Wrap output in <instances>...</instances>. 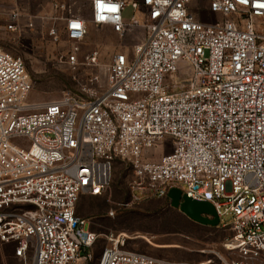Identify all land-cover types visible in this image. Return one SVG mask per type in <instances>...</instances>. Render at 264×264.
<instances>
[{
    "label": "built area",
    "instance_id": "2783aa9c",
    "mask_svg": "<svg viewBox=\"0 0 264 264\" xmlns=\"http://www.w3.org/2000/svg\"><path fill=\"white\" fill-rule=\"evenodd\" d=\"M49 1L48 36L68 45L60 58L72 68L88 23L146 35L113 55L103 88L93 51L85 99L64 93L38 111L23 61L0 48V243L20 264H88L98 236L76 205L107 190L120 160L136 199L177 189L212 206L235 258L197 264H264V0H86L89 20L71 7L85 0ZM5 28H21L18 11ZM157 147L170 152L151 160ZM129 240L107 236L97 264H193L129 250Z\"/></svg>",
    "mask_w": 264,
    "mask_h": 264
},
{
    "label": "rangeland",
    "instance_id": "374dc122",
    "mask_svg": "<svg viewBox=\"0 0 264 264\" xmlns=\"http://www.w3.org/2000/svg\"><path fill=\"white\" fill-rule=\"evenodd\" d=\"M71 7L76 15L89 20L86 0L78 1ZM14 10L19 13L21 28L9 31L5 24ZM49 10L52 13L49 0H0V48L23 61L32 83L28 102L37 105L32 111H38L42 105L64 93L85 99L87 93L83 89L87 88L90 79L85 60L93 51L98 53L94 90H100L105 85L107 68L113 55L130 53L133 46L146 35L142 27L132 28L124 36H119L110 27L88 23L87 34L79 44L78 65L72 68L60 58L68 45L60 41L55 43L48 36V28L53 25L49 20L51 13L46 14ZM191 10H202L198 1L192 4ZM125 15L130 19V8ZM201 16L208 19L204 14ZM136 17L141 19L138 12ZM29 21L32 27L26 26ZM58 34L63 39L60 30ZM167 152H170V148L165 152L161 147L153 148L150 159L157 160ZM132 182L131 167L116 160L107 190L98 198H79L77 213L88 220L86 229L98 236L90 250L88 264H97L103 248L108 246L107 236L118 234L131 238L126 244L127 249L159 259L197 264L209 259L214 261L216 256L235 258L232 252L224 248L225 241L230 237L227 227H222L220 223L211 226L190 220L178 207L171 205L168 197L143 199L137 196L136 199ZM88 201L93 203L89 206ZM111 211L113 217L109 216ZM204 216L212 219L211 216ZM0 264H20L14 257L12 245L0 243Z\"/></svg>",
    "mask_w": 264,
    "mask_h": 264
},
{
    "label": "water",
    "instance_id": "95a60500",
    "mask_svg": "<svg viewBox=\"0 0 264 264\" xmlns=\"http://www.w3.org/2000/svg\"><path fill=\"white\" fill-rule=\"evenodd\" d=\"M167 197L171 200V205L173 207H178L190 220L211 226H217L219 224L214 209L209 203L192 201L184 195H181V192L177 189H171ZM204 214L211 216L212 219L206 218Z\"/></svg>",
    "mask_w": 264,
    "mask_h": 264
},
{
    "label": "trees",
    "instance_id": "16d2710c",
    "mask_svg": "<svg viewBox=\"0 0 264 264\" xmlns=\"http://www.w3.org/2000/svg\"><path fill=\"white\" fill-rule=\"evenodd\" d=\"M116 162V161H115ZM101 196V195H100ZM100 196H90V195H81L79 198L81 197H88V198H98ZM89 204V206L91 205V203H93L92 201H88L87 202ZM76 214L79 216V214L77 213V205H76V209H75ZM89 215V213H87ZM91 216V215H90ZM81 217V216H80ZM192 222V221H191ZM194 223V222H193ZM101 254V253H100ZM100 257V256H99ZM98 263V262H97Z\"/></svg>",
    "mask_w": 264,
    "mask_h": 264
},
{
    "label": "snow or ice",
    "instance_id": "6c2138e0",
    "mask_svg": "<svg viewBox=\"0 0 264 264\" xmlns=\"http://www.w3.org/2000/svg\"><path fill=\"white\" fill-rule=\"evenodd\" d=\"M101 7H103V5H100ZM109 10H111V11H115L116 9H115V6H112ZM73 27H78V25H74Z\"/></svg>",
    "mask_w": 264,
    "mask_h": 264
},
{
    "label": "crops",
    "instance_id": "0c3cea01",
    "mask_svg": "<svg viewBox=\"0 0 264 264\" xmlns=\"http://www.w3.org/2000/svg\"><path fill=\"white\" fill-rule=\"evenodd\" d=\"M48 12H49V13H48ZM88 12H89V11H88ZM50 13H51V12H50V10H49V11H46V14H48V15H49ZM20 22H21V20H20Z\"/></svg>",
    "mask_w": 264,
    "mask_h": 264
}]
</instances>
